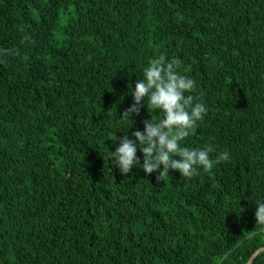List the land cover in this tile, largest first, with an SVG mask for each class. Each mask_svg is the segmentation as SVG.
Segmentation results:
<instances>
[{"label":"trees","instance_id":"1","mask_svg":"<svg viewBox=\"0 0 264 264\" xmlns=\"http://www.w3.org/2000/svg\"><path fill=\"white\" fill-rule=\"evenodd\" d=\"M262 246L264 0H0V264Z\"/></svg>","mask_w":264,"mask_h":264},{"label":"water","instance_id":"2","mask_svg":"<svg viewBox=\"0 0 264 264\" xmlns=\"http://www.w3.org/2000/svg\"><path fill=\"white\" fill-rule=\"evenodd\" d=\"M262 251H264V246L256 249L255 252L251 255V257L249 258V260L245 264H251L255 260V258L257 257V255L260 252H262Z\"/></svg>","mask_w":264,"mask_h":264}]
</instances>
